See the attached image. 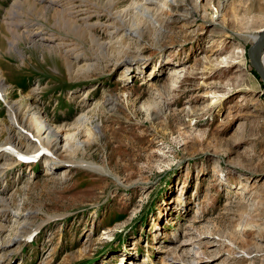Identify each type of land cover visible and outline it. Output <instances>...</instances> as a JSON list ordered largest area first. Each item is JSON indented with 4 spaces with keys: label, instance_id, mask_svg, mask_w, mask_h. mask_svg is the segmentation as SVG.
<instances>
[{
    "label": "rangeland",
    "instance_id": "374dc122",
    "mask_svg": "<svg viewBox=\"0 0 264 264\" xmlns=\"http://www.w3.org/2000/svg\"><path fill=\"white\" fill-rule=\"evenodd\" d=\"M139 2L0 0V264H264V0Z\"/></svg>",
    "mask_w": 264,
    "mask_h": 264
},
{
    "label": "bare ground",
    "instance_id": "6f19581e",
    "mask_svg": "<svg viewBox=\"0 0 264 264\" xmlns=\"http://www.w3.org/2000/svg\"><path fill=\"white\" fill-rule=\"evenodd\" d=\"M137 1L139 2V0H136V2ZM53 2H55V1H53ZM53 2L49 1V4L53 5ZM152 6L162 8L163 10L165 9L166 11L171 13L174 10L173 6H175V7L178 6V2H177V0H141V2L137 3V5L135 7L136 12H137L136 14H138L142 18H145L148 23H150V24L153 23L157 27L161 28V20L156 18L157 17V13H155V12H153L151 10ZM67 8L69 9V11H68L69 13L68 14H70L71 16H73L75 13H77V11H76L77 7L75 6V4L71 5L70 8L69 7H67ZM156 12H158V11H156ZM59 13H61V11ZM12 14H13V19H15V21L14 20L13 21L9 20V21L12 22L11 23L12 27L10 26L11 29L10 28L9 29H10V31L13 34L16 35L18 33L16 29H19L21 26H25V30H26L25 33L28 35V37L34 36L35 37L34 41H37V39L44 40L43 39L44 38L43 35H41L40 33H35V34L32 33L33 31H32L31 25H29V24L24 25V24H22L23 22L21 23V21L19 20L21 15H20V13H18V11L12 12ZM64 24L66 25V28L67 27H70V28L72 27V25H71L72 23L69 22V21H66ZM73 24H74V22H73ZM136 33L140 34L141 31L140 30H136ZM259 33L260 32H258L257 34H253V35L251 34L250 35L251 39H253V41L255 39H257L258 36H259ZM67 64H68V67L72 68V66L74 65V62H72L71 60H67ZM1 84L2 83H0V89L3 86ZM32 119L37 124L36 127H37V142H38V144H42L43 142H45L44 143L45 145L41 146V148L39 150L34 151V153L44 152L47 155V157H49V159L51 158L52 160H54L56 158V156H55L54 152L52 151L51 145H52V142H59V138L58 137L61 134V132L60 131L58 132L57 129L50 122H48L47 119H45V117H43L42 115H40L38 113H35V112L32 113ZM41 134H44V138L43 139L41 138ZM74 141L76 142L75 143L76 148L81 150L82 145L78 142V140H76V137L74 138ZM9 145L10 146L8 148H6L7 149L6 151L10 152L12 155H17L18 157L23 156V154H21L19 149H18L17 143L11 142ZM71 162L75 163L73 161H70V163Z\"/></svg>",
    "mask_w": 264,
    "mask_h": 264
},
{
    "label": "water",
    "instance_id": "95a60500",
    "mask_svg": "<svg viewBox=\"0 0 264 264\" xmlns=\"http://www.w3.org/2000/svg\"><path fill=\"white\" fill-rule=\"evenodd\" d=\"M248 55L253 68L264 82V28L257 39L248 48Z\"/></svg>",
    "mask_w": 264,
    "mask_h": 264
}]
</instances>
